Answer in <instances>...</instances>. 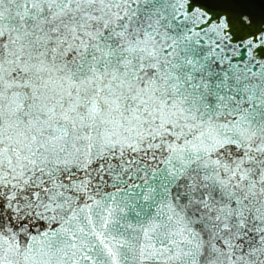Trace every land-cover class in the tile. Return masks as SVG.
Returning a JSON list of instances; mask_svg holds the SVG:
<instances>
[{
    "label": "snow or ice",
    "instance_id": "snow-or-ice-1",
    "mask_svg": "<svg viewBox=\"0 0 264 264\" xmlns=\"http://www.w3.org/2000/svg\"><path fill=\"white\" fill-rule=\"evenodd\" d=\"M0 264H264V0H0Z\"/></svg>",
    "mask_w": 264,
    "mask_h": 264
}]
</instances>
